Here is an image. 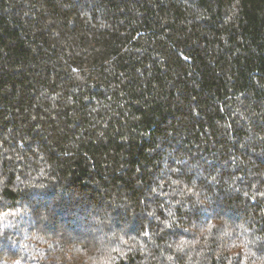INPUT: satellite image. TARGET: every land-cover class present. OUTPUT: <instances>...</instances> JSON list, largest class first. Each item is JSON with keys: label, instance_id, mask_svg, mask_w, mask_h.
I'll list each match as a JSON object with an SVG mask.
<instances>
[{"label": "trees", "instance_id": "trees-1", "mask_svg": "<svg viewBox=\"0 0 264 264\" xmlns=\"http://www.w3.org/2000/svg\"><path fill=\"white\" fill-rule=\"evenodd\" d=\"M0 264H264V0H0Z\"/></svg>", "mask_w": 264, "mask_h": 264}]
</instances>
